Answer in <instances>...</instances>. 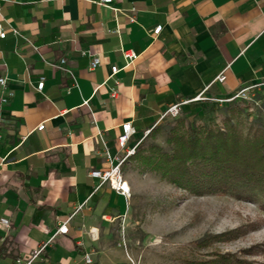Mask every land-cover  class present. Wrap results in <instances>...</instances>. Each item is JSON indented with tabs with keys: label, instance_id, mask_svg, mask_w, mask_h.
Wrapping results in <instances>:
<instances>
[{
	"label": "crops",
	"instance_id": "obj_1",
	"mask_svg": "<svg viewBox=\"0 0 264 264\" xmlns=\"http://www.w3.org/2000/svg\"><path fill=\"white\" fill-rule=\"evenodd\" d=\"M0 23L13 92L0 108V264L52 237L51 264H113L133 187L127 178L126 197L89 175L106 167L104 148L122 157L171 106L264 83V0H0ZM123 50L137 55L129 65ZM125 122L134 132L122 148Z\"/></svg>",
	"mask_w": 264,
	"mask_h": 264
},
{
	"label": "rangeland",
	"instance_id": "obj_2",
	"mask_svg": "<svg viewBox=\"0 0 264 264\" xmlns=\"http://www.w3.org/2000/svg\"><path fill=\"white\" fill-rule=\"evenodd\" d=\"M176 121L180 130L205 121L224 128L228 122L250 135L264 127V83L230 102L211 101L199 109L167 114L139 145L154 143L168 151L166 137ZM124 172L133 195L129 217L120 221L113 264H264L261 196L194 195L135 160Z\"/></svg>",
	"mask_w": 264,
	"mask_h": 264
},
{
	"label": "trees",
	"instance_id": "obj_3",
	"mask_svg": "<svg viewBox=\"0 0 264 264\" xmlns=\"http://www.w3.org/2000/svg\"><path fill=\"white\" fill-rule=\"evenodd\" d=\"M166 142L168 151L154 143L139 145L129 159L194 195L261 196L264 205V127L242 135L228 122L224 128L205 121L180 130L176 121Z\"/></svg>",
	"mask_w": 264,
	"mask_h": 264
},
{
	"label": "built area",
	"instance_id": "obj_4",
	"mask_svg": "<svg viewBox=\"0 0 264 264\" xmlns=\"http://www.w3.org/2000/svg\"><path fill=\"white\" fill-rule=\"evenodd\" d=\"M103 2H110L111 0H102ZM161 30V26L158 25L153 29V32L157 34ZM11 31L13 34L18 35L19 32L15 28H11ZM7 31L0 23V38L3 39L6 37ZM123 59L125 60L126 65H129L133 60L136 58V54L132 50H123L122 51ZM64 64V60L62 59L60 61L59 66ZM100 64V58L95 56L92 58L89 64L90 69H94ZM111 75L115 74L118 71L117 66H111ZM225 79V75L221 73L217 76L216 80L223 81ZM44 86V77H40L36 84L37 90H42ZM254 85L244 87L240 92L230 96L229 98L218 100L220 102H230L235 100L236 98L240 97V94H244V92L252 87ZM13 92L8 84V79L6 76H0V108L1 106L5 105L9 99L12 97ZM198 98V97H197ZM180 105L181 104H175L168 108L161 116L160 119L165 117L167 114H170L171 116H175L180 113ZM1 111V110H0ZM1 117V115H0ZM44 128V124H40L37 126V130H42ZM150 130H146L144 132V135H147ZM134 132V129L130 122H125L122 124V132L119 134L117 141L120 147L124 148L126 144L128 143L130 139V135ZM138 144L132 146L130 149L126 150L125 154L122 157L112 156L110 152L104 148L102 152V156L104 157L107 165L101 170H92L89 175L91 177L97 178L99 180V186L103 184H107L109 188L112 190L126 196L130 197V186L128 184L127 179L125 178V175L123 173L122 167L126 159H128L131 155L134 154L136 147ZM69 219L61 222L58 225L57 233L63 234L67 232V223ZM0 224L7 226L8 222L5 220H1ZM53 239L50 238L47 242H44L42 244L37 245L35 248L30 250L26 255L19 256L15 258L11 264H51L46 257L44 256V250L47 247V245L51 242ZM91 254L86 253L84 254V259L86 262H91Z\"/></svg>",
	"mask_w": 264,
	"mask_h": 264
}]
</instances>
